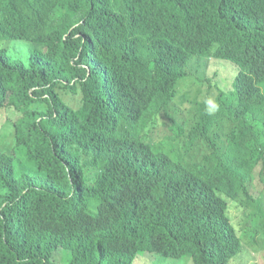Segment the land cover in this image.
<instances>
[{
	"label": "trees",
	"instance_id": "trees-1",
	"mask_svg": "<svg viewBox=\"0 0 264 264\" xmlns=\"http://www.w3.org/2000/svg\"><path fill=\"white\" fill-rule=\"evenodd\" d=\"M98 2L0 0V43L35 45L30 51L33 76L46 71V58L38 49L46 47L65 73L62 79L36 82L29 91L24 62L12 53L0 60V81L7 82L8 96L0 109L7 108L14 118L16 132L15 147L0 156V187L14 193L51 177L62 181L63 189L58 220L42 219L27 207L28 225L0 228V264H56L53 253L59 250L70 256V264H133L146 252L193 264H226L232 256H218L231 235L223 213L231 227L229 220L243 221L240 214L251 206L244 229L264 238V0ZM50 13L54 20L32 34L33 21ZM76 16L88 20L95 38L78 34V29L70 31ZM207 58L241 68L235 85L244 99H237L229 154L207 148L205 142L199 146L196 138L186 136L185 122L174 105L177 81ZM94 84L93 100L109 108L107 141L94 137L101 115L94 113L82 124L85 117L78 115V108L84 103L64 97L78 88L86 95ZM93 100L87 105L95 110ZM133 105L131 142L134 135L143 134L146 152L163 156L150 175L139 146L132 143L134 160L124 158L131 150L121 145L122 123ZM162 115L170 121L173 140L188 154L198 149L204 154L201 162L177 164L155 144L150 134ZM211 126L212 121L205 123V134ZM63 127L64 138L56 143ZM85 152L91 153V161H84ZM129 168L138 196L111 201L112 206L124 207L122 223L101 226L106 182H116L120 171ZM91 203L98 205L95 213L88 211ZM135 209L140 224L133 219ZM11 211L4 209L0 216ZM119 231L130 241L132 256H110Z\"/></svg>",
	"mask_w": 264,
	"mask_h": 264
},
{
	"label": "clouds",
	"instance_id": "clouds-1",
	"mask_svg": "<svg viewBox=\"0 0 264 264\" xmlns=\"http://www.w3.org/2000/svg\"><path fill=\"white\" fill-rule=\"evenodd\" d=\"M99 3H101V0H99L98 4ZM49 19L54 20L52 13H50L48 16L41 15L37 17L33 21L32 34H39L40 27ZM76 21V24L70 31L78 29V34H82L84 37L88 38H95V33L92 30V26L90 25L88 20L76 16ZM77 37L79 38L80 36L78 35ZM83 41H85V39ZM6 43H28L30 44V48L28 50L29 52L32 48H36L35 45H33L29 41ZM95 48L98 47L96 46ZM38 49L46 58V61L44 62L46 71H43V73L39 76H33L35 69L30 66L31 54L26 58L25 56L19 54L24 50H12L14 52L12 53L14 54L13 57L21 60L26 65L27 72L24 83L29 87V91L36 82L49 80L52 77H58L59 79H62L61 75H65V73L63 72L64 67L61 64L55 62L52 50L47 47ZM0 51L6 52L5 56H0V60L9 57L10 53L7 49L0 48ZM207 60H214V58H207ZM224 62H229L234 65V72L231 77V80H233H230L231 86L229 93L224 91V89L219 86V84L216 82V78L211 79L210 76V82L208 81V79H205V77L199 76L194 70L185 79L180 78L177 81V95L174 98V105L178 109L180 119H183V121L185 122L184 133L186 136L196 138L199 146H201L202 142H205L207 143V148H216L222 153L229 154L232 151L234 144V140L232 138V130L235 127L234 113L237 106V99L244 98L242 96L240 88L235 85V79L241 69L240 66L230 61ZM234 73L236 74L233 78ZM191 77L193 78V81L190 82L193 95L189 96L184 92L183 86L184 82L188 81L189 78L191 79ZM6 87L7 82L0 81V105L4 103L5 99H7L8 97L7 92L5 91ZM95 88L96 85L94 84L92 88H89L88 91H86V95H83L82 91L78 88L70 96L66 95L64 97H71L73 103L77 101H81L84 103L80 108H78V115H82L83 117H85L84 121L83 119H81L82 124L85 121H88L89 117L94 113L101 115V119L97 121L99 129L94 132V137L106 140V127L109 123L107 110H109V108L106 104H101L100 101L97 103L93 100V93ZM180 90H182V94H185L184 100L190 104V106L186 109L175 104V100L179 96ZM261 99L263 98H255L254 101H259ZM90 100H93V107H95V110L90 109V107L87 105ZM6 109L7 108L0 109V156L7 154L9 151H11L10 148L15 147L16 145V132L13 130L14 118L7 115ZM134 109L135 106L133 105L126 111L122 123L121 145L131 150V153L124 158L128 160H134L133 144L139 146L141 151L147 157V162L150 166L149 168H147V170L148 175H150L151 172L154 171L158 166L159 160L163 159V156L161 158H156L155 156H152L146 152L143 141V134L140 136L134 135L133 142H131L128 136V132L131 130ZM163 116L164 118L162 121V127L170 132L169 128L166 127V124L170 121H168L165 115ZM160 121L161 119H159V122H157L158 127L160 125ZM209 121H212V126L209 133L205 134L204 125ZM68 124L71 127V123L69 122ZM65 127L61 128L58 131L57 136H61V138L56 139V143L60 142L64 138ZM155 135L156 132L152 130L150 136L155 138ZM173 137L174 133H171V137L166 138L164 141L155 143V141L153 140V142L162 149L165 148L164 154L170 157V159L177 164L186 166L189 163H198L202 161V159L204 158L203 153H201L198 149H195L190 154H188L183 148L182 143L180 141L176 142L175 140H173ZM73 148L74 150L77 149L75 147ZM84 155V161H91L92 155L90 152H85ZM49 164L53 165V162H49ZM132 169L133 168L121 170L116 182H106L108 200L106 206L102 210V216L100 220L101 226L113 227L120 226L122 223L121 219L123 218L124 207L112 206L110 205L111 201H120L123 199H130L138 196L137 183ZM179 185L180 182L176 184V190L178 189ZM56 189H58L59 191L55 192ZM62 194V181H58L56 178L51 177L46 179L44 182H42V179H39L34 183H29L28 185L18 187L15 189L14 193H8L6 188L0 187V213L4 209L12 210L11 213H9L6 217L0 216V228L6 224L11 225L13 228H19L28 225L30 221L26 213L27 207H32L33 209H35L36 213L39 216L42 215V219L58 220L62 215V208L58 202V200L63 196ZM55 195L59 196V198H56ZM90 205L92 207V211H89L88 208L89 213H95V211H97L98 205H94V203H91ZM250 207L245 208L246 213L242 214V217H244L243 221L234 222L228 219L231 227L226 223L227 215L223 213L225 218V226L227 228V231H229L231 235L229 237L228 247L218 256L235 257L241 256L243 254H250V256L264 255V238H261L256 232H253L252 230L244 229V226L246 225L250 217L247 214V210L250 209ZM133 219L135 220V222L140 224L141 217L137 209L134 210ZM87 221L93 224V222L89 220ZM232 222L236 225L237 229L234 228ZM239 232L249 235V239L248 241L246 240L244 247L242 245L241 238L239 237ZM122 237L123 233L119 231L116 234V243H114L110 256H132L130 251V241L128 239H122ZM60 251L62 250L57 251V253H55V251L53 253V256H56ZM147 254L151 256H160L157 253L149 252L141 253L138 256ZM0 256L4 255L0 254ZM232 257L228 259L226 264L229 263ZM252 264L258 263L253 262Z\"/></svg>",
	"mask_w": 264,
	"mask_h": 264
},
{
	"label": "rangeland",
	"instance_id": "rangeland-1",
	"mask_svg": "<svg viewBox=\"0 0 264 264\" xmlns=\"http://www.w3.org/2000/svg\"><path fill=\"white\" fill-rule=\"evenodd\" d=\"M0 48H5L8 50V52L14 53L12 50L13 49H21L24 50L20 52L22 56H25L26 58L30 56V52L28 51L30 48V44L28 43H2L0 44ZM215 60V61H214ZM207 60L204 59L202 63H194L193 69L195 67L196 73L201 76V77H210L211 79L216 78V82L219 84V86L224 89L227 93L230 92V86H231V77L234 72V65H232L229 62H224L222 60ZM234 76L233 78L235 77ZM190 79V78H189ZM188 79V81L184 82L183 90L184 92L191 96L193 95V91L191 89L190 82L193 81V78L191 77V81ZM231 80V81H230ZM185 94H182V90H180L179 96L175 100V104L182 107V108H188L190 104L186 102L185 100ZM163 116V115H162ZM162 116H157L161 119L160 125L157 129H153L156 132L155 135V141L156 142H161L164 141L166 138L171 137V132H169L167 129L163 128L162 126V121L163 118ZM166 127H170V123L166 124ZM258 185V178H257V173L255 177V181L253 183L254 188L257 187ZM257 191H255L256 193ZM89 211H92L91 205L89 206ZM242 217V214H240ZM233 226L235 229L236 225L232 222ZM239 237L241 238L242 245L244 247V244L246 240L248 241V234H243L242 232H239ZM66 252V251H65ZM57 253V252H55ZM143 257H139L136 259L135 263L133 264H193L192 261H188L185 259L181 260H175V259H166L160 256H151V255H141ZM70 256H66L62 251H60L56 256L53 257L52 263L56 264H70L69 263ZM253 262H257L258 264H264V255H256V256H250V254H243L241 256H235L232 257L229 261L228 264H252Z\"/></svg>",
	"mask_w": 264,
	"mask_h": 264
}]
</instances>
